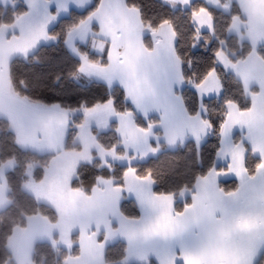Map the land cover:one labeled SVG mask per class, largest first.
<instances>
[{"label":"crops","instance_id":"obj_1","mask_svg":"<svg viewBox=\"0 0 264 264\" xmlns=\"http://www.w3.org/2000/svg\"><path fill=\"white\" fill-rule=\"evenodd\" d=\"M10 1L0 0V5L6 6ZM18 1L26 5L27 13L12 25L0 28V119L8 122L22 149L58 159L62 153L72 152L65 149L71 114L58 107L33 105L15 97L9 87L8 67L12 59L53 43L55 40L48 33L58 21L71 11H85L93 0ZM162 1L173 8L186 9L194 2H202L227 15L235 11L228 33L252 48L245 59L237 62H232L223 51L216 55L218 65L241 82L251 101L247 112L239 111L235 105L228 108L216 158V165L221 169L212 170L196 182L189 193L190 205L177 214L173 198L155 195L152 182L138 179L132 171L126 173L125 189L121 192L111 181L99 180L91 195L86 196L71 190L70 183L75 177L66 179V185L62 186L56 177L49 178L52 169L46 167L42 181L28 180L22 188L37 202L53 208L58 222L52 224L41 216H33L27 219L24 229L15 230L8 241V250L16 264H32L34 248L39 243L67 251L77 246L78 256L67 257L64 264H104L106 247L117 242V239L109 242L103 236L110 228L112 214L121 223L129 224L133 237L139 241L133 247L126 243L125 264H148L150 260L157 264H256L263 254L264 61L256 50L264 47V0ZM111 7L120 14H111ZM105 10L108 16H118L112 25L113 40L117 41L113 49L124 69L125 98L133 110L117 114L111 103L99 106L116 115L125 156L106 152H112L124 166H129L184 140L202 145L208 126L201 115L190 117L182 102L180 92L184 80L175 53L176 36L171 28L163 25L159 32L160 47L147 51L137 10L128 8L125 0H101L87 19ZM192 21L200 32L213 30L212 17L205 10L198 11ZM99 31L96 27L94 32ZM196 92L200 101L220 96L222 88L216 74L211 73ZM136 116L144 121L156 117L157 123H148L147 129H142L136 125ZM112 123H108V128ZM236 135L238 143L234 141ZM98 149L101 150L97 145L93 150L97 155ZM247 149L262 161L252 178L245 169ZM7 165L0 167V212L8 205L5 175L13 167ZM228 181L239 182L235 192L227 194L220 189V184ZM189 194L184 192L183 196ZM124 199L136 204L140 212L138 219L117 216L119 203ZM169 220L172 222L168 223ZM165 230L166 241L159 238ZM73 236L76 242L72 241ZM180 237L183 240L178 243ZM139 248L151 251L137 255Z\"/></svg>","mask_w":264,"mask_h":264},{"label":"trees","instance_id":"obj_2","mask_svg":"<svg viewBox=\"0 0 264 264\" xmlns=\"http://www.w3.org/2000/svg\"><path fill=\"white\" fill-rule=\"evenodd\" d=\"M101 0H93L83 12L71 11L49 31L48 35L55 41L41 45L25 56L12 59L8 67V80L11 93L18 99L30 104L44 107H58L64 111H77L82 108L92 109L112 102L117 114L133 112L126 102L121 87L108 88L99 82L87 83L79 78L81 62L72 56L66 46L68 34L78 28L89 15L96 11ZM224 0H221L223 3ZM126 6L137 10L142 27V42L147 51H154L161 45L159 32L163 25H168L176 36L175 53L180 63L184 87L180 92L184 107L190 117L201 115L208 126L207 138L197 146L192 140H184L174 147L165 149L156 156L133 165L124 166L114 163L103 164L97 154L91 164L80 165L76 176L70 183L71 190L90 196L99 180L111 181L113 186H124L128 171L141 180L152 182V192L157 196H168L175 200L174 209L181 213L190 205V194L194 185L204 179L212 170L221 169L216 165L220 149L222 129L226 121L228 108L235 105L239 111L247 112L251 101L245 95L241 82L231 73L220 67L216 61L218 52H225L232 62L245 59L251 52L249 44L229 35L228 29L235 15L224 14L220 10L207 7L202 2H194L189 8H173L162 0H125ZM208 10L213 20L211 32H200L193 24V16L200 10ZM27 13L26 5L18 0H11L6 6L0 5V28L10 26ZM93 29L96 31V27ZM80 54L93 63L105 65L101 56L89 53L81 45H76ZM264 61V47L256 50ZM101 60V61H100ZM211 73H215L222 88L220 96L200 101L196 92ZM68 141L82 116L71 115ZM136 125L147 129V124L157 123V118L148 121L135 117ZM98 147L104 151H114L119 157L125 156L118 125L113 122L106 132L91 130ZM238 136L235 143H238ZM66 150H69L68 142ZM77 151L80 150L78 147ZM51 156H40L18 146L16 138L7 121L0 119V167L11 162L14 167L5 175L8 188V205L0 212V264H14L8 241L15 229H23L28 218L41 216L52 224L58 222L53 208L36 201L23 190L28 181L27 167L38 164L34 170L33 180L42 181L44 169ZM262 161L247 149L245 169L252 178ZM239 182L228 181L220 184L224 193H233ZM184 192L189 195L183 196ZM121 215L126 219H138L137 206L132 200L124 199L119 206ZM76 242V236L72 237ZM79 249L74 246L71 251L39 243L34 248L32 264H64L67 257H76ZM125 246L115 243L106 247L104 264H125ZM137 264V263H130ZM148 264H157L150 260ZM256 264H264V252Z\"/></svg>","mask_w":264,"mask_h":264},{"label":"rangeland","instance_id":"obj_3","mask_svg":"<svg viewBox=\"0 0 264 264\" xmlns=\"http://www.w3.org/2000/svg\"><path fill=\"white\" fill-rule=\"evenodd\" d=\"M106 6H110V5L107 4ZM111 6L113 5L111 4ZM111 10H112L110 11L111 14H114V15L120 14L118 10L116 11L112 7H111ZM202 10H205V9H200L199 11H202ZM205 11L209 13L208 10H205ZM108 14L109 12L107 10L99 11L96 15L93 16V18L87 19L85 22H83L79 26V28L71 31L67 36L66 46L70 54L78 58L81 62V68L79 70V78L83 79V81H86L87 83L99 82V83L105 84L110 89L114 87H121L124 90V85H123L124 69L121 65H119L118 58L115 55L114 49H113L117 41L113 40L114 39V34H113L114 26L112 25L113 23L117 22L118 16H110V15L108 16ZM94 26L98 27V29L100 30L98 34H95L94 32L95 30L93 29ZM76 45H81L85 47L89 53L101 56L102 57L101 60L105 61L104 63L105 65H101L100 64L101 62L93 63L89 61L86 56L80 54ZM109 103L112 104V102H109ZM65 113H70L71 115H76V116L80 115L82 116V119H81L82 121L76 127L75 131L72 133L68 141L69 150L72 152L65 153V154L62 153V156L58 159H53V158L50 159L51 161L46 166L50 170L52 169L49 178L56 177L59 184L62 186L66 185V179H69V177L71 178L75 177V169L77 166L79 167L80 165L91 164L92 161L95 159L92 157V152L96 148L97 144L91 134V130L96 129L99 133H102L106 129L109 130L108 123L115 122L116 120V115H114L112 111L108 112L106 109H101L99 106L91 110L82 108L80 110L73 111V112L66 111ZM237 139H239V136ZM78 147L81 149V151L79 150L80 152H77L76 150ZM98 152L99 154L97 155V159L101 161L103 164H106L109 162V163H114L118 165H123L122 160L117 157L115 158V155L112 154V152H106L102 149L101 150L98 149ZM110 159H112V162ZM5 164H8L7 167L8 166L14 167L13 163H12L13 165H11V163L9 162ZM37 167H38V164L36 163H31L28 165L27 171H26L28 180H31V179L33 180L32 176H33L34 170ZM52 181H55V180L52 179ZM125 181H127V179ZM125 181H124V184H125ZM123 189H125L124 186L119 188L120 191L118 192H121V190ZM119 206H120V203H119ZM117 212H118L117 216H120V218L126 219L121 215L119 207L117 209ZM127 220H134V219H127ZM171 222L172 221L169 220L168 223H171ZM128 225L129 224L121 223L118 220V217H115L112 214L110 228L107 231L103 232L104 234L103 236L105 240L108 239V241L111 242L117 239L116 243L124 244L125 254L127 252V247H128L126 246V243H130V246L133 247L134 245H137L139 242L133 237V233L129 230ZM15 230H18V229H15ZM159 238L161 240L166 241V230L163 232V234L159 235ZM193 239L194 238H192V240ZM182 240L183 238L181 237L178 238V243ZM178 243H175V244H178ZM192 245L193 246L195 245L194 240L192 242ZM150 251H151L150 249L146 250L145 248L144 249L139 248L137 250V255L142 254V253H150ZM13 262L14 264H16L14 260Z\"/></svg>","mask_w":264,"mask_h":264}]
</instances>
